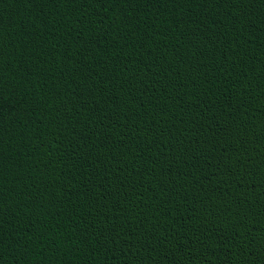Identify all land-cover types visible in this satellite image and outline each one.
<instances>
[{"label": "trees", "instance_id": "1", "mask_svg": "<svg viewBox=\"0 0 264 264\" xmlns=\"http://www.w3.org/2000/svg\"><path fill=\"white\" fill-rule=\"evenodd\" d=\"M0 264H264V0H0Z\"/></svg>", "mask_w": 264, "mask_h": 264}]
</instances>
